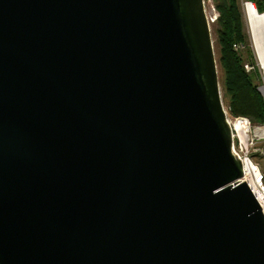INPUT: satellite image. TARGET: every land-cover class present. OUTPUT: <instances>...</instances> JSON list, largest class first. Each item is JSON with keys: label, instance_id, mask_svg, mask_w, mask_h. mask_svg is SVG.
I'll return each mask as SVG.
<instances>
[{"label": "water", "instance_id": "95a60500", "mask_svg": "<svg viewBox=\"0 0 264 264\" xmlns=\"http://www.w3.org/2000/svg\"><path fill=\"white\" fill-rule=\"evenodd\" d=\"M231 146L204 0H0V264H264Z\"/></svg>", "mask_w": 264, "mask_h": 264}, {"label": "trees", "instance_id": "16d2710c", "mask_svg": "<svg viewBox=\"0 0 264 264\" xmlns=\"http://www.w3.org/2000/svg\"><path fill=\"white\" fill-rule=\"evenodd\" d=\"M209 1L217 16L212 25L219 49L217 60L223 71V94L227 98L230 115L244 116L256 125L264 124V99L258 92V88L264 84L262 73L250 51L247 62L241 53V49L246 48L242 2L252 3L258 14H264V0ZM246 66L250 69L246 70Z\"/></svg>", "mask_w": 264, "mask_h": 264}, {"label": "built area", "instance_id": "2783aa9c", "mask_svg": "<svg viewBox=\"0 0 264 264\" xmlns=\"http://www.w3.org/2000/svg\"><path fill=\"white\" fill-rule=\"evenodd\" d=\"M242 4L243 6L254 7V5L248 1H244ZM225 116L228 126L231 128V149L233 154L236 155L243 164L246 162H253L258 168V165L253 161L252 157H264V147H259L261 143L264 145V124H251L250 121L241 116L231 119L227 116L226 112ZM260 181L262 183L260 190L253 191L250 189V191L253 192L257 203H259L261 213L264 216V181L262 176L260 177Z\"/></svg>", "mask_w": 264, "mask_h": 264}, {"label": "bare ground", "instance_id": "6f19581e", "mask_svg": "<svg viewBox=\"0 0 264 264\" xmlns=\"http://www.w3.org/2000/svg\"><path fill=\"white\" fill-rule=\"evenodd\" d=\"M245 15L252 46L255 49L256 59L264 81V17L258 14L256 8L251 9L248 6H245ZM262 91L264 92V86ZM243 165L245 170L243 181L248 184L251 190L259 191L262 187L260 181L261 171L253 162H246Z\"/></svg>", "mask_w": 264, "mask_h": 264}, {"label": "rangeland", "instance_id": "374dc122", "mask_svg": "<svg viewBox=\"0 0 264 264\" xmlns=\"http://www.w3.org/2000/svg\"><path fill=\"white\" fill-rule=\"evenodd\" d=\"M204 6L206 9V15L208 16V19H209V27H211V39H213V50H215V61H217L218 83L220 84L221 103L224 107L225 112L227 113V116L231 119H235V118H238L239 116L234 117V116L230 115L229 104L227 102V98L225 97V94H223V83H224L223 82V71L221 70L219 63H218V60H217L218 56H219V49L216 45L215 33L213 30L214 27L212 25V22L216 19L217 16L215 14L213 5L211 4V2L209 0H204ZM242 7L244 8V10H243L244 16L242 19L243 34L246 37V48L241 49L242 57H243V59L246 60L247 54L250 51L253 58L256 59L255 49L252 46V40H251V37L249 34V29H248V26L246 23L245 6L242 5ZM256 61H257V59H256ZM245 62H247V60ZM257 65H258V61H257ZM245 68H246V70L250 69L249 66H246ZM259 70H260V68H259ZM260 72L262 73V71H260ZM260 76H261V74H260ZM262 81H263V77H262ZM261 86H264V84ZM241 117H244V116H241ZM244 118H246V117H244ZM246 119L248 121H250L248 118H246ZM250 123L253 124L251 121H250ZM263 146L264 145L261 143V145L259 147H263ZM252 159L258 165L259 170H261V176H262L263 181H264V157L261 158L258 156H254V157H252Z\"/></svg>", "mask_w": 264, "mask_h": 264}]
</instances>
